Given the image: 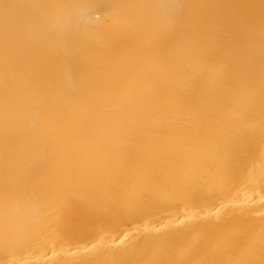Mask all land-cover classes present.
I'll list each match as a JSON object with an SVG mask.
<instances>
[{"label": "bare ground", "instance_id": "1", "mask_svg": "<svg viewBox=\"0 0 264 264\" xmlns=\"http://www.w3.org/2000/svg\"><path fill=\"white\" fill-rule=\"evenodd\" d=\"M0 264H264V0H0Z\"/></svg>", "mask_w": 264, "mask_h": 264}]
</instances>
